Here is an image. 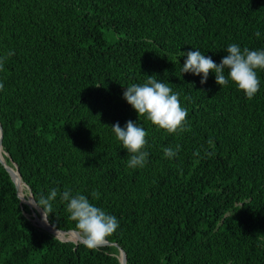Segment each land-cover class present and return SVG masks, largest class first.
Here are the masks:
<instances>
[{
  "label": "trees",
  "instance_id": "obj_1",
  "mask_svg": "<svg viewBox=\"0 0 264 264\" xmlns=\"http://www.w3.org/2000/svg\"><path fill=\"white\" fill-rule=\"evenodd\" d=\"M232 43L264 49V0H0L1 154L21 197L68 189L119 220L111 244L64 241L0 161V264H121L119 249L125 264H264V70L252 99L181 71L183 52L219 63ZM148 75L180 94L189 130L124 99ZM128 120L148 133L143 168L112 131ZM52 210V227L84 237L59 196Z\"/></svg>",
  "mask_w": 264,
  "mask_h": 264
},
{
  "label": "clouds",
  "instance_id": "obj_2",
  "mask_svg": "<svg viewBox=\"0 0 264 264\" xmlns=\"http://www.w3.org/2000/svg\"><path fill=\"white\" fill-rule=\"evenodd\" d=\"M255 35L259 38L261 33L257 31ZM225 52L227 55L222 57L219 63L199 49L183 52L182 56L186 55V60L182 65V74L193 73L199 76L202 73L200 83L204 84L210 72H213L215 82L221 87H226L231 80L248 99L254 98L260 90L258 71L264 70V49L251 50L248 47L242 49L239 44L232 43L227 46ZM12 54L8 53V56ZM6 58L0 57V70H3ZM225 69H228L227 75ZM3 88L4 84L0 82V90ZM123 97L137 111L139 117H146L153 125L169 134L189 130L188 110L182 106L180 94L174 93L168 84L157 80L155 76L148 75V79L143 84L127 86ZM111 127L116 138L122 142V147L130 154L127 167L143 168L149 157V152L146 151L147 131L132 120H128L124 127H121L119 122ZM179 148L180 145L175 149L164 147L165 157H174ZM58 196L66 202V210L70 218L76 222V228L84 235L88 248L94 249L102 245L105 239L119 228V220L114 215L105 212L81 193L73 195L71 190L60 192L53 188L47 196L42 195L39 199L27 198L38 208H43V219L47 221L53 212L52 201ZM92 196L98 199L99 193L93 192Z\"/></svg>",
  "mask_w": 264,
  "mask_h": 264
},
{
  "label": "bare ground",
  "instance_id": "obj_3",
  "mask_svg": "<svg viewBox=\"0 0 264 264\" xmlns=\"http://www.w3.org/2000/svg\"><path fill=\"white\" fill-rule=\"evenodd\" d=\"M0 153H2L1 147H0ZM12 174H13V177L15 178V180H16L19 195L21 196L20 189H21V193L24 194V186L25 185L23 184V182H21V180L19 179V176L15 172V170L12 171ZM21 183H22V185H21ZM22 200L25 201V199H23V198H22ZM27 203H29L33 207H36L33 204V202H31L30 200H28ZM39 213H40L41 219H42V220H39V222L42 224L43 228L45 230H47V231L53 232L56 235V237H58L60 239H63V240H70V241H73V242L85 241V237H83L80 233H78V232H76L74 230L61 231V230L53 229L52 226H50L49 223L43 219V213L40 210H39ZM76 237H77V239H71V238H76Z\"/></svg>",
  "mask_w": 264,
  "mask_h": 264
},
{
  "label": "water",
  "instance_id": "obj_4",
  "mask_svg": "<svg viewBox=\"0 0 264 264\" xmlns=\"http://www.w3.org/2000/svg\"><path fill=\"white\" fill-rule=\"evenodd\" d=\"M0 127H1V133H0V147H1V149H2V146H1V139H2V135H3V127H2V125H1V123H0ZM2 151H3V149H2ZM4 152V151H3ZM5 155L8 157V154H6L5 153ZM0 161L2 162V164L4 165V167L7 169V171L9 172V174H10V176L12 177V179H13V181H14V183H15V185H16V187H17V183H16V180H15V178L13 177V174H12V171H14L15 170V172L18 174V176H19V178H20V175H19V172H18V169H17V165L15 164V163H12L13 164V168H11V167H9L8 165H6L5 164V162H4V159H3V156H2V154L0 153ZM21 179V178H20ZM22 181V180H21ZM24 184V183H23ZM25 185V184H24ZM25 187L27 188V190H29V188L25 185ZM18 188V187H17ZM18 196H19V198H20V200H21V202H23V200H22V198H21V196L19 195V192H18ZM30 197H32V195L30 194ZM29 204V203H28ZM35 206H36V204L35 203H33ZM29 206L31 207V205L29 204ZM36 211H37V213H39V210L43 213V210L41 209V208H38L37 206H36ZM35 215V213H33V216ZM31 220V222H32V224H34L35 226H37V227H39L38 226V224L36 223V221H35V219L34 218H32V219H30ZM48 222V221H47ZM50 225V224H49ZM51 226V225H50ZM53 229H55L54 227H52ZM55 230H58V229H55ZM46 231V230H45ZM70 231V230H69ZM48 232H50V233H52L53 235H55L53 232H51V231H48ZM77 232V231H76ZM56 236V235H55ZM64 241H70V240H64ZM73 242V241H72ZM79 242H82V243H85V241H79ZM74 243H76V242H74ZM108 244H111V243H109L108 241H104L103 242V244L102 245H108ZM102 245H100V246H102ZM120 250V256H119V260H120V262H121V264H125V261H126V257H125V253L123 252V250H121V249H119Z\"/></svg>",
  "mask_w": 264,
  "mask_h": 264
},
{
  "label": "rangeland",
  "instance_id": "obj_5",
  "mask_svg": "<svg viewBox=\"0 0 264 264\" xmlns=\"http://www.w3.org/2000/svg\"><path fill=\"white\" fill-rule=\"evenodd\" d=\"M23 196H25V195H27V188L24 186V194H22ZM25 198V197H24ZM29 200V198L28 199H26L25 198V201L27 202ZM34 217V216H33ZM39 220H42V219H39ZM69 238V237H68ZM71 239H77V237L76 238H71ZM77 243V242H76Z\"/></svg>",
  "mask_w": 264,
  "mask_h": 264
}]
</instances>
